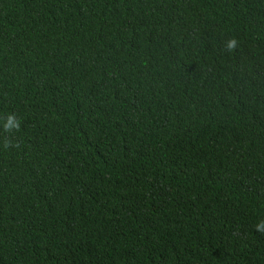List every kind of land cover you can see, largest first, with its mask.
Segmentation results:
<instances>
[{
  "label": "trees",
  "instance_id": "obj_1",
  "mask_svg": "<svg viewBox=\"0 0 264 264\" xmlns=\"http://www.w3.org/2000/svg\"><path fill=\"white\" fill-rule=\"evenodd\" d=\"M261 222L264 0H0V264H264Z\"/></svg>",
  "mask_w": 264,
  "mask_h": 264
},
{
  "label": "clouds",
  "instance_id": "obj_2",
  "mask_svg": "<svg viewBox=\"0 0 264 264\" xmlns=\"http://www.w3.org/2000/svg\"><path fill=\"white\" fill-rule=\"evenodd\" d=\"M236 46H237V41H236V39H234V38L231 39V40L228 42V45H227L229 51L234 50V49L236 48ZM17 127H18V125H17ZM6 146H7V145H6ZM257 230H258V231H261V232H264V222H261V224L257 226Z\"/></svg>",
  "mask_w": 264,
  "mask_h": 264
}]
</instances>
